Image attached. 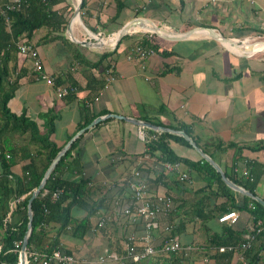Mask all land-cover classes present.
<instances>
[{
  "label": "crops",
  "instance_id": "1",
  "mask_svg": "<svg viewBox=\"0 0 264 264\" xmlns=\"http://www.w3.org/2000/svg\"><path fill=\"white\" fill-rule=\"evenodd\" d=\"M65 1L58 6L69 3L71 11L64 6L66 22L63 28L51 30L43 26L34 33L32 41L25 44L36 47L44 70L54 83L56 76H60L63 83L58 86L73 90L61 99L56 96L55 89L58 87H54V84H46L44 79L34 81L35 71L26 55L29 58L25 65L26 74L21 78L16 96L9 105L18 111L26 108L34 118L43 117V114L48 117L52 112L51 116L55 115L53 140L58 144H66L80 130V124L85 127L96 117L107 113L139 120L147 117L171 125L183 123L190 128V136L199 142L198 146L219 165L224 174L232 176L237 172L235 169L256 163L255 171L261 174L254 187V195L264 200V52H261L264 49L236 51L208 33H195V29L209 27L223 37L236 39V42L240 40L239 44L264 45L261 43L264 39L252 40L247 37L264 28V0H85L86 4L83 8L80 6L79 12L76 10L78 0ZM135 18L154 26L152 21L167 33L181 34L189 30L192 33L182 39L156 34L160 38L154 39L157 49L142 45L141 40L148 37L143 33L122 38L117 48L82 44L83 41L93 42L97 35L111 38L113 33ZM133 30L144 31L143 28ZM107 42L113 43L111 39ZM139 46L151 48L152 52L142 57L136 53ZM114 48V80L107 85L105 82L97 91L89 89L87 82L92 76V69L87 61L95 62L104 51ZM129 55L131 58H128ZM80 57L85 60L81 61ZM92 96L93 111L87 113L83 107L88 105ZM24 99L26 103H23ZM91 113L93 115L87 119ZM108 118L111 119L105 118L85 129L77 144L82 156L80 165L83 174L91 177L97 185L93 198L100 196L101 190L112 180H123L129 172L139 169L146 157L140 153L142 142L146 137H155L153 131L156 130L152 128L143 129L142 139L138 124ZM167 140L182 157L202 163L204 158L192 146L174 137ZM219 142L225 145L224 149L219 148ZM113 148L115 153H122H118L116 158L120 161L125 159L123 162L112 163L109 159ZM237 148L240 150L237 151ZM155 166L156 171L162 170L160 161ZM181 169L190 178L185 192L179 191L178 194L180 202L182 199L186 201L184 209L177 211L181 213L180 220L184 221V225L175 234L182 245L180 250L184 251L181 256L183 262L226 264L212 243L214 235H223V228L232 225L237 231L246 232L252 223L250 213L246 209H227L223 212L235 210L238 218L231 225L220 223L217 218L223 212L217 211L215 205H224L228 202L226 197L214 198L215 201L213 198L207 199L211 197V190H216L218 185L215 183L211 188H205L210 176L203 170L199 171V167L182 164ZM72 172L67 171L66 175L79 178L78 170L73 169ZM236 176L243 178L239 173ZM121 186L114 187L113 198L129 196L130 187ZM151 186V191L158 192L156 186ZM203 188L205 191L201 190ZM230 189L236 199L235 204L241 205L244 201L242 194ZM200 198H203L202 203L198 202ZM195 205L199 208L193 210ZM229 206L230 203L226 205ZM165 217L160 219V223L164 224ZM110 230L111 226L107 233L95 235L90 246L98 247V250L104 246L108 252L122 257L125 242L117 241ZM157 230L152 232V245H158V239L165 235L164 231ZM143 232L136 234L137 251L146 244L139 239ZM262 242L264 240L255 244L257 246ZM66 245L71 247L73 244ZM87 250L94 252V249H83L81 253L87 254ZM156 254L159 255V252ZM215 254L219 256L218 259ZM239 254L240 251L236 249L230 264L240 263ZM157 255L148 257L147 264L154 262ZM86 260L82 259L81 264L90 263ZM123 260L118 264H126ZM254 264H264V246L259 249Z\"/></svg>",
  "mask_w": 264,
  "mask_h": 264
},
{
  "label": "trees",
  "instance_id": "2",
  "mask_svg": "<svg viewBox=\"0 0 264 264\" xmlns=\"http://www.w3.org/2000/svg\"><path fill=\"white\" fill-rule=\"evenodd\" d=\"M0 2V243H2L0 263L16 264L18 253L13 249L15 248V242L22 241L27 234L28 199L32 190L40 182L49 163L65 144H58L53 140L55 115L51 116L52 112L48 114V117L46 114H43V117L34 118L27 113L26 108L18 111L9 105L10 100L16 96L18 86L21 84L20 80L27 71L25 65L29 61L26 55L19 53L18 44L30 43L34 33L43 26L51 30L63 28L66 22L65 17H63L64 8L66 7V10L70 12L71 6L69 3H66L65 7L58 6L66 2L65 0H30L28 8H25L23 5L20 10H6L4 7L10 1L4 0ZM85 4V0H82L81 8ZM128 35L125 34L122 38ZM122 38L118 43H120ZM145 38L141 40L143 46L157 49L154 39H158L159 37L156 34L153 33L151 36ZM115 48L104 51L95 62L86 60L92 69V76L87 82L89 89L97 91L105 85L104 74L108 68L113 66V71H115L116 62L114 57H112ZM21 55L25 57H21ZM79 59L81 61L85 60L81 57ZM20 64L22 66L19 68ZM43 71L45 72L44 69ZM36 74L35 76L33 75V80H41V73ZM62 83L63 81L60 76H56L54 87L57 88ZM74 83L76 85V82ZM93 96L89 98L88 105L85 104L83 107L87 113L93 111ZM63 98L65 96L61 99ZM104 112L106 113L105 110ZM92 115L93 113L87 119ZM109 119L111 118L105 120ZM143 120L175 130L182 129L189 135L191 134L190 128L183 123L176 125L164 124L147 117H144ZM82 127H84L83 124H80L79 129ZM153 132H155L154 138L147 139L146 137L142 142V152L140 153L146 157L138 167L139 169H137L140 175L135 176L133 172H129L128 177L132 176V178L126 177L123 180H112L104 186V189L101 190V195L97 198H93L97 185L93 183L94 180L91 177L84 176L81 169L80 160L82 156L77 144L82 134L78 136L71 143L65 154L61 156L43 188H41L31 202L33 216L31 221L32 230L28 237L26 248L29 251L46 252L47 254H51L54 249H59L64 254L72 255L81 262L82 259H87L85 262L91 263L96 261L100 255L110 253L104 246L100 250L97 249L98 247L93 248L90 246L94 242L93 240H95L94 236L102 232L107 233L110 226L112 227V230H110L112 231L111 235H114L117 241L122 240L125 242L129 235L141 234L143 231L145 233L144 219L133 212L136 210L138 201L134 199L132 191L125 192L127 194L130 193L129 196L124 195L117 199L112 197L114 195V187L117 185H122V188H129L130 184L141 183L142 181L149 184V186H156L157 193L171 195L175 202L173 210L164 218V224L160 223L159 228L149 231V244H151V237L153 238L152 232L157 229V231L165 232L164 227L166 225L173 226L171 233L175 235L178 229L184 225V221L180 220L181 213H177V211L184 209L186 205L185 200L182 199L180 202L178 194L179 191L185 192V189H187L186 183L189 180H181L179 175L174 171L169 172L163 168L160 171H156L155 163L159 161H177L181 165L184 164L188 167H199V171L203 170L204 173H207L210 178L208 180L206 178L205 188H211L215 183L218 185L216 190H211V197L207 199L213 198L214 200V198L224 196L228 202L224 203V205L221 204L219 207L215 205L217 211L223 212L224 210L235 208L249 211L252 223L246 232L237 231L232 227L233 225L225 226L223 228L224 234L220 236L215 234L212 243L217 248L228 245L237 247L246 241L244 237L245 233H252L254 238L249 248L244 251V255L248 264H254L258 259L259 249L264 246V242L258 243L259 245L257 246L255 244L257 241L264 240V205L242 193L243 203L241 205L235 204L236 199L231 195L232 190L224 183L221 174L208 161L202 159V163L192 162L182 157L169 145L167 139L174 137L191 147L188 140L181 135L169 132ZM195 142L197 145L199 144L197 140ZM231 146L234 145L231 144ZM224 147L225 145L219 142V148L224 149ZM239 150L237 148V151ZM110 153L109 159H111L112 163L123 162L125 160H117L116 157L119 152L115 153L114 148ZM119 154L122 153L120 152ZM256 166H258L256 163L247 165L248 178L241 176L243 178L240 179V177L236 176L238 172L233 173L234 175L232 176L225 175L254 195V187L261 174V172L256 173ZM73 169L79 171V178H69L66 175L67 171L72 172ZM205 188L201 190L205 191ZM148 190L151 191L149 187ZM54 192L58 193L56 199L52 197ZM178 200L179 203H177ZM198 202L202 203L203 198H200ZM12 203L13 206L11 207ZM228 203H230V206L226 207ZM250 203L252 204L251 207H249ZM196 205L193 206V210L199 208ZM125 207L128 208L129 213L124 212ZM76 209L82 212L76 214ZM8 214L9 217L7 216ZM101 218L105 221L102 226H99ZM251 228L253 230L250 231ZM166 234L165 232V235H162L158 239V245L154 244L152 246L159 248L168 239V235ZM65 242L72 243L73 245L71 247L67 246L64 244ZM95 245L99 246L98 244ZM83 249H94V252L87 250V254H82ZM234 251L236 249H225L217 253L220 254V258L226 264H230ZM183 253L184 251L180 249L167 253L159 252V255H151H157V259L149 264H184L181 257L184 255ZM122 256L124 260L122 258L113 261L109 260L107 264H118L122 260L126 261V264H147L148 257H151L148 256L134 261L130 257L125 258L127 256L126 250ZM214 256L216 259L219 258L216 254ZM35 263L38 262H33L32 260L29 262V264ZM49 264L61 263H57L52 259L49 261Z\"/></svg>",
  "mask_w": 264,
  "mask_h": 264
},
{
  "label": "built area",
  "instance_id": "3",
  "mask_svg": "<svg viewBox=\"0 0 264 264\" xmlns=\"http://www.w3.org/2000/svg\"><path fill=\"white\" fill-rule=\"evenodd\" d=\"M10 3L5 5V9L8 10H20L21 7L24 5L25 8H28V2L30 0H9ZM45 1V0H41ZM103 38V36H96V39ZM143 48L138 47L136 49V53L140 54L142 57L148 55L152 52L151 48ZM18 51L20 54L28 55L31 64L32 69L36 73H41V78L45 80L46 84L53 85L54 81L53 79L43 71V63L41 58L39 57L38 51L36 47L30 46L29 44L25 43H19L18 44ZM128 58H131L129 55ZM113 72V66L108 68L106 70L104 78L106 79V85L110 84L114 80ZM37 75V74H36ZM73 90V88H67V87H58L56 89V95L58 98H62L69 94ZM143 127L139 126V136L144 139V132ZM160 133V131H158ZM163 169H166L169 172H176L179 175V178L181 180H190L189 175L187 172L183 171L181 169V164L179 162H160ZM241 176L248 178L249 172L247 167H242L240 169H235ZM133 174L135 176H139L140 172L137 169H134ZM148 184L144 181L141 183H132L130 184L131 193L138 201V205L136 206L135 212L136 215L142 216V218L145 221V228L146 232L140 237L141 240H143L146 244L143 246V248L139 251L136 250L135 241L138 239L136 235H129L127 237V240L125 241V250L127 252V257H130L132 260L137 261L140 259H144L148 256L154 255L157 252L167 253L170 251H176L181 248V245L179 243L177 235H173L171 233L172 225H166L165 232L168 235V239L159 247L155 248L152 246V244H149L150 241V234L149 231L151 229L159 228L160 219L167 216L168 213H170L174 208V199L171 195H165L160 194L157 192H151L148 190ZM53 199H56L58 197V193L54 192L52 194ZM252 204H249V207H251ZM124 212L129 213V210L127 207H125ZM238 218V212L235 210H228L223 212L217 220L220 223L231 225L236 222ZM104 219L101 218L99 222V226H102L104 223ZM253 230V228L250 229V231ZM249 231V232H250ZM259 231V230H258ZM244 237L246 238L245 242H242L239 246L234 247L232 245L228 246H220L218 249L219 251H224L225 249H238L240 251L239 254V264H248L247 260L244 255V251L249 248L251 241L254 238V235L252 233H245ZM23 240L19 242H15V248L13 249L18 253V261L16 264H29V262L32 260L33 262H38L40 264H49L50 260H55L57 263L61 264H79L81 261L79 259H76L72 255L64 254L63 251L59 249H54L51 254H47L46 252H38V251H29L28 249H25V259L22 262L21 261V246H22ZM21 245V246H20ZM123 258L119 257L116 253H107L106 255L102 254L98 257L96 261H94L95 264H107V262ZM0 264H7V263H0Z\"/></svg>",
  "mask_w": 264,
  "mask_h": 264
},
{
  "label": "water",
  "instance_id": "4",
  "mask_svg": "<svg viewBox=\"0 0 264 264\" xmlns=\"http://www.w3.org/2000/svg\"><path fill=\"white\" fill-rule=\"evenodd\" d=\"M82 4V0H78V7H77V12H79V8ZM139 18H135L130 20L129 22H127L125 25H123L118 31H116L113 34H117L116 39L114 40V43H103L102 40L100 39H96L93 42H89V41H83L82 44H87L90 43L92 45H94L95 47H100V48H107V47H115L117 45V43L119 42V40L123 37V35L129 33V32H133L132 30V26L135 25V23L139 22ZM150 21V20H149ZM155 28H153V30H149L150 32H153L155 34H158L162 37H167V38H178V39H182L187 35H190L192 33V30L186 31L184 33H179V36H174V37H169L165 34H162L161 32L158 31V29H162V27H159L158 25H156L155 23H153L152 21H150ZM200 29H205L207 31V33L214 39L218 40L220 43H224V41H230L232 40L231 38H226L221 36L220 34H218L214 29L209 28V27H200ZM177 33V32H176ZM108 38L106 37H103ZM238 42H240V40H237L236 45H240ZM108 117H115V118H119V119H124L126 121L132 122L134 124H138V125H144L146 127L152 128L154 130H160L162 132H170V133H175L177 135H181L182 137H184L186 140L189 141V143L191 144V146L205 159L207 160L209 163H211V165L221 174V178L222 180L231 188H233L235 191H238L242 194H245L249 197H252L253 199L257 200L259 203H261L262 205H264V200H262L261 198L253 195L252 192H250L247 189H244L242 186L234 183L233 181H231L230 179L227 178V176L223 173V171H221L219 165L209 157V155H207L194 141V139L192 137H190V135L185 132L184 130L180 129V130H175L169 127H165L162 125H155L152 124L148 121H143V120H139V119H134V118H130L127 117L125 115H120V114H116V113H107L104 116H99L96 117L95 119H93V121H91L88 125H86L85 127L81 128L69 141H67V143L58 151V153L55 155V157L52 159V161L49 163L48 167L46 168V170L44 171V174L40 180V182L38 183V185L32 190L31 195L28 199V203H27V215H28V225H27V234L23 239V243L21 246V261L23 262L25 259V249L27 247V242H28V237L31 234V230H32V210H31V202L32 200L37 196V194L39 193V191L41 190V188H43L47 178L49 177L50 173L52 172V170L54 169V167L56 166V164L58 163V161L60 160L61 156L65 154L66 150L69 148V146L71 145L72 141L78 136L80 135L85 129L92 127L94 124H96L97 122L108 118Z\"/></svg>",
  "mask_w": 264,
  "mask_h": 264
},
{
  "label": "bare ground",
  "instance_id": "5",
  "mask_svg": "<svg viewBox=\"0 0 264 264\" xmlns=\"http://www.w3.org/2000/svg\"><path fill=\"white\" fill-rule=\"evenodd\" d=\"M78 19V18H77ZM135 28H143L144 30H153V28H155L154 26H152L151 24L147 23L146 21H144L143 19H140L139 22L135 23V25L132 26V30L135 29ZM159 32H161L162 34H165L169 37H174V36H179L180 34L179 33H167V32H164L163 29H158ZM197 32H204V33H207V31L205 29H195V33ZM117 37V34H112L111 35V38H105L102 40L103 43H107L109 44V42H107V40H112V42L114 43V40L116 39ZM261 43H264V42H261ZM257 43L255 44H248V43H243V44H240L239 46L236 45V39H232L230 41H224V45L232 48V49H235L236 51H251V50H255V48H257L256 50H259V49H264V45L261 44V45H256Z\"/></svg>",
  "mask_w": 264,
  "mask_h": 264
},
{
  "label": "rangeland",
  "instance_id": "6",
  "mask_svg": "<svg viewBox=\"0 0 264 264\" xmlns=\"http://www.w3.org/2000/svg\"><path fill=\"white\" fill-rule=\"evenodd\" d=\"M135 34H136V32H133L132 34H129V35H135ZM247 37L251 38L252 40H263L264 39V28L261 29V30H259V31L252 32L251 35L250 36H247ZM244 38H242V39H244ZM261 52H264V51H261ZM22 101H23V103H26V100L25 99L22 100ZM80 212H82V211H79L78 209L75 210V213L76 214H78ZM66 244H70V243H67L66 242ZM35 264H39V263H35Z\"/></svg>",
  "mask_w": 264,
  "mask_h": 264
},
{
  "label": "clouds",
  "instance_id": "7",
  "mask_svg": "<svg viewBox=\"0 0 264 264\" xmlns=\"http://www.w3.org/2000/svg\"><path fill=\"white\" fill-rule=\"evenodd\" d=\"M133 32H136V33H143V34H145V35H147L148 37L150 36V35H152L153 34V32H150L149 30H144V31H140V30H133ZM133 32H129L130 34H132ZM129 33H127V34H129ZM155 34V33H154ZM124 36V35H123ZM107 37H110V36H107ZM104 38H100V40H103ZM139 126H142L143 128L142 129H144L146 126H144V125H139ZM166 127V126H165ZM83 128V127H82ZM158 131H160V130H156V132L158 133ZM160 132H162V131H160ZM170 133V132H169ZM173 134H175V133H173ZM191 137V136H190ZM197 144V143H196ZM8 217H9V214L7 215ZM180 243V242H179ZM1 247H2V243H0V250H1ZM27 249V248H26ZM18 261V260H17ZM17 263V262H16Z\"/></svg>",
  "mask_w": 264,
  "mask_h": 264
}]
</instances>
